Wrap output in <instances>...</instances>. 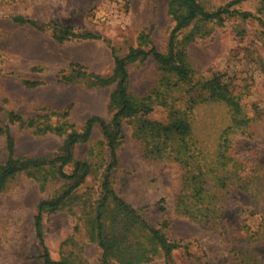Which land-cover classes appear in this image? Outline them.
I'll use <instances>...</instances> for the list:
<instances>
[{
	"label": "rangeland",
	"instance_id": "obj_1",
	"mask_svg": "<svg viewBox=\"0 0 264 264\" xmlns=\"http://www.w3.org/2000/svg\"><path fill=\"white\" fill-rule=\"evenodd\" d=\"M172 1L0 0V126H7L14 137L15 156L51 158L60 153L65 135L39 132L44 122L63 125L66 132H80L93 116L109 123L114 84L92 86L91 79L74 78L72 69L79 65L92 75L107 76L114 66L113 51L123 57L131 48L154 45L166 53L174 26ZM230 1L198 0L209 12ZM232 8L259 20L225 15L221 22L195 20L178 33L176 45L194 72L190 83L174 86V77L151 57L127 66L129 93L156 99L143 120L166 122L168 109L159 104L166 99L186 111L192 125V156L184 166L173 159L145 158L137 120L122 123L111 187L180 245L167 261L142 227L125 231L117 224L118 237L133 247L130 255L152 257L133 262L128 255V264H264V0H244ZM18 16L54 21L99 39L59 42L50 29L14 21ZM214 77L239 104L238 122L224 103L209 100L197 84ZM10 113L21 121H11ZM30 119L34 123L29 126ZM224 138L227 158H217ZM73 160L86 161L90 175L58 209L43 212L45 245L53 260L101 264L94 218L110 160L99 126L88 141L75 145ZM5 161L2 134L0 164ZM71 171L72 164L64 168L67 174ZM73 182L58 176L57 165L19 172L7 182L0 193V264H43L34 232L37 204L60 196ZM114 219L127 220L108 203L102 218L107 232Z\"/></svg>",
	"mask_w": 264,
	"mask_h": 264
},
{
	"label": "trees",
	"instance_id": "obj_2",
	"mask_svg": "<svg viewBox=\"0 0 264 264\" xmlns=\"http://www.w3.org/2000/svg\"><path fill=\"white\" fill-rule=\"evenodd\" d=\"M241 1L244 0H232L225 6L209 12L202 7L198 0H173L169 10L174 20V26L169 36L166 53L160 52L154 45H151L147 50L141 47L131 48L123 57H119L113 51L114 66L111 74L107 76L92 75L83 70L81 66L75 65V68L72 69L74 78L91 79L92 86L98 87H106L114 84L109 102L110 110L113 114L109 123H106L97 116L88 118L80 132L73 129L66 132L63 125L51 126L45 122L42 124V127L38 126L39 132L51 131L58 135H65L59 154L53 155L51 158L16 157L14 152V137L9 132L7 126H0V135H5L6 145V161L0 164V193L4 190L7 182L17 173L28 169L40 170L45 166L57 165V174L60 178L74 181L60 196L52 200H41L37 204V213L34 217V232L41 249L38 258L42 260L43 264H74L64 258L59 260L51 259L43 237L42 214L48 210L54 211L58 209L59 206H61L62 203L84 183L86 177L90 175V165L86 161L73 160V148L79 143L88 141L92 129L96 125L99 126L102 131L110 160L102 178L101 186L103 193L95 210L96 214L94 218L96 231L95 239L98 246L101 248V264H118L113 261L114 259H117V262H121V264H128V255L133 262H146L152 258L148 257L142 259V257H140V259H137L135 256L130 255L133 247L129 244L125 245L121 237H118L117 232L119 230H114L117 224H123L122 228L125 231L129 230L127 228L134 225L142 227L147 232L150 241L162 252L164 259L167 261L171 259L172 251L180 246L179 243L168 240L160 229L149 224L139 215L136 209L116 194L111 187V174L117 164L116 151L122 142V123L125 119L134 118L137 120L139 126L136 135L139 138L138 140H145V150L143 153L145 158L152 160H161L163 158L173 159L184 166L189 165L192 156L189 143L192 140V125L189 115L185 113L186 111L176 109L174 105L168 103L166 99H161V103H159L168 109L166 122L161 123L143 120L146 115L153 111L156 99H152L150 95L144 98H136L129 93L127 89V66L137 60H145L147 57H151L160 69L174 77V86L190 83L193 80L194 72L186 59L185 51L176 45L178 33L187 28L195 20H215L221 22L225 15H238L242 18H256L259 20L249 12H239L232 8ZM13 20L19 23L32 25L38 30L50 29L55 39L59 42L72 38L99 39L92 33L74 32L72 28L61 26L54 21L41 23L20 16L14 17ZM30 84L35 85V83ZM197 84L201 90H206L208 92L209 100L224 103L229 108L233 120L238 122L237 116L241 114L240 106L229 94L226 86L220 84L219 78L214 77ZM192 106L193 105L190 103V107L188 108L191 109ZM66 116L67 112L64 113V117ZM10 120L21 121V117L17 114L10 113ZM33 123V119L27 122L29 126L33 125ZM230 129V126L226 127L222 134H226ZM226 146L227 138H224L223 143L220 144L219 149L216 151L217 158H227ZM70 164H72V171L70 174H67L64 172V168ZM201 191L202 189L199 187L197 192ZM108 203H113L115 208L124 215L127 220H112L113 227L107 232L102 218Z\"/></svg>",
	"mask_w": 264,
	"mask_h": 264
}]
</instances>
